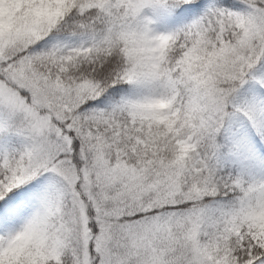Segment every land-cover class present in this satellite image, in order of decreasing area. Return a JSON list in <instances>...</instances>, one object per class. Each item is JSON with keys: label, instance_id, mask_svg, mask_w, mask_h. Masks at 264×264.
I'll return each instance as SVG.
<instances>
[{"label": "snow or ice", "instance_id": "snow-or-ice-1", "mask_svg": "<svg viewBox=\"0 0 264 264\" xmlns=\"http://www.w3.org/2000/svg\"><path fill=\"white\" fill-rule=\"evenodd\" d=\"M148 2L78 0L75 13L65 12L62 23L53 17L46 28L0 46V111L27 139L23 150L0 161V239L39 202L27 220L45 228L51 222L64 241L67 264H139V248L132 241L181 224L197 233L214 230L227 245L217 250V256L226 252L227 264H264V240L229 231L237 204L242 213L253 211V185L221 177L212 164L215 135L231 112L264 132V118L233 102L264 61V0H241V11L213 4L167 34L174 37L175 55L166 68L159 59L137 62L128 52L153 34L142 18ZM160 6L183 12L198 7V0H161ZM65 26L92 38L37 50L38 43ZM117 38L121 54L135 64L131 73L113 55ZM122 82L162 99L174 94V102L191 114L192 151L189 165L163 179L158 174L152 183L140 178L115 189L121 170L140 171L133 158L144 139L133 119L138 105L131 100L109 109L88 104ZM258 83L264 88V79ZM259 192L258 206L264 207V184ZM217 194L230 195L233 202L209 215L206 198ZM166 256L172 257L168 264H213L190 261L178 245Z\"/></svg>", "mask_w": 264, "mask_h": 264}, {"label": "clouds", "instance_id": "clouds-1", "mask_svg": "<svg viewBox=\"0 0 264 264\" xmlns=\"http://www.w3.org/2000/svg\"><path fill=\"white\" fill-rule=\"evenodd\" d=\"M77 3L78 0H0V46L7 47L12 41L46 28L53 17L57 18V24L62 23L66 19L64 13L73 15ZM147 41L139 47L129 48V55L135 56L137 62L148 63L159 59L166 68L174 59V37L153 33ZM121 47L119 38L114 40L113 55L118 65L131 73L135 64L126 61L120 52ZM195 68L193 62L194 71ZM173 97L174 94H166V98L162 99L160 95L144 93L131 99L138 105L133 119L142 129L144 137L133 157L138 161L140 171L121 170L116 177L118 183L115 189L134 180L139 182L140 178L152 183L158 174L163 179L172 171L190 164L191 114L175 103ZM262 184L253 185L255 195L250 201L253 211L242 213L239 204L234 208L237 218L229 226V231L235 234L243 230L264 240V207L258 206L262 198L259 192ZM248 206L246 204L245 208ZM132 243L139 248V264H153L154 261L168 264L172 257L166 256V253L177 245L181 254H187L190 261L206 259L213 264H227L226 252L217 256L218 247L226 248L227 245L218 241L215 231L208 228L197 233L192 225H166L159 235L138 237ZM0 245V264H67L64 241L51 222L45 228L26 220L10 234L3 235Z\"/></svg>", "mask_w": 264, "mask_h": 264}, {"label": "trees", "instance_id": "trees-1", "mask_svg": "<svg viewBox=\"0 0 264 264\" xmlns=\"http://www.w3.org/2000/svg\"><path fill=\"white\" fill-rule=\"evenodd\" d=\"M201 0H198V5ZM161 5V1H160ZM197 8V7H196ZM195 8V9H196ZM194 9L176 12L175 10L167 9L160 6V15L162 17V24L172 30V33L180 28H183V22L186 14H190ZM79 23V21H70V25ZM66 30H62L49 34L44 42L38 43L37 50L55 43H60L64 40L74 39L80 42H88L92 38V33L79 32L73 34V28L65 26ZM259 79H264V61H261L255 66L252 75L249 79L239 87L237 93L233 97V102L245 105L249 110L253 111L257 102L256 96L259 93H264V88L258 83ZM127 86L126 82L111 85L105 92L97 97L94 101H89V108L109 109L113 105L119 103L116 98L118 91H123ZM255 99V100H254ZM239 113L231 112L224 120V126L214 139V157L212 164L218 171V174L225 178H239L244 182L257 185L255 181L256 171L258 170L261 157L256 151H252L247 145L236 141L237 135L233 129L238 121ZM258 118H264L257 115ZM252 126V124H251ZM253 132L256 139L264 148V132L259 131L258 127H253ZM14 130H10V126L6 125L0 129V144L5 139L14 138ZM232 197L223 194H217L214 198H206L204 208L209 215L218 214L221 211H226L232 204Z\"/></svg>", "mask_w": 264, "mask_h": 264}, {"label": "rangeland", "instance_id": "rangeland-1", "mask_svg": "<svg viewBox=\"0 0 264 264\" xmlns=\"http://www.w3.org/2000/svg\"><path fill=\"white\" fill-rule=\"evenodd\" d=\"M160 1L161 0H149L146 6L142 9V18H145L148 21V27L153 33H163L169 34L172 33V30L162 24V17L160 15ZM218 5L226 8H230L233 11H241L244 9V4L241 3V0H201L200 4L192 13L186 14V18L183 22V27L192 23L198 17H200L206 8L211 5ZM80 41L74 39H67L60 43H55L53 45L44 47L45 49L50 48L54 45H64V44H79ZM145 93V89L140 86L131 85L127 83L126 88L123 91H118L116 98L119 102L122 100H131L138 96H141ZM255 100V99H254ZM257 107L253 110L256 115L264 117V93H259L256 96ZM6 125L10 126V130H14V138L5 139L0 144V161H2L6 156L12 157L18 154L27 143L26 136L21 132L16 130L15 126L12 123V118L5 114L3 111H0V129ZM237 135L236 141L241 144L247 145L252 151L259 153L261 157V165L256 171L255 181L257 184L264 183V149L262 148L259 141L256 139L253 130L251 128L250 122L239 115L238 121L233 129ZM39 202L36 206L30 208L28 212L25 213L23 217L11 228V231H14L22 223L30 218L39 208ZM2 234V233H0Z\"/></svg>", "mask_w": 264, "mask_h": 264}]
</instances>
